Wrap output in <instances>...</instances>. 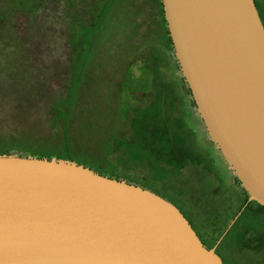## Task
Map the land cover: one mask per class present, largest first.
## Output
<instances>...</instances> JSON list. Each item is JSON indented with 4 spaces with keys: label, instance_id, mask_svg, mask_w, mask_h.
<instances>
[{
    "label": "water",
    "instance_id": "1",
    "mask_svg": "<svg viewBox=\"0 0 264 264\" xmlns=\"http://www.w3.org/2000/svg\"><path fill=\"white\" fill-rule=\"evenodd\" d=\"M209 138L264 206V24L255 0H162ZM220 243V241H219ZM156 193L74 162L0 156V264H224Z\"/></svg>",
    "mask_w": 264,
    "mask_h": 264
},
{
    "label": "rangeland",
    "instance_id": "2",
    "mask_svg": "<svg viewBox=\"0 0 264 264\" xmlns=\"http://www.w3.org/2000/svg\"><path fill=\"white\" fill-rule=\"evenodd\" d=\"M35 3L36 5L39 3L44 10L46 8L51 9L45 17L46 22H51L50 26L46 25L47 30L55 38V49L64 50V56L46 55L62 69L59 72L51 69L49 75L43 77L42 83L45 86L42 87L41 91H38L39 97H53L65 92L64 80L66 76L64 75L69 72L65 62L71 63V58L74 56L75 72L80 78V88V84L87 83L84 87L82 86L85 95L83 98L80 97L81 105L88 104L89 112L92 108L90 113L92 120L99 117L98 120L110 124L108 125L110 128L111 124L113 125L112 128L116 127L115 133L117 135L130 138L128 115L132 114V110L140 104L149 105L151 102V100H145L142 95L151 92L154 79L153 73L148 69L149 65L152 67L153 64L142 55V50L145 48L142 45V40L153 27L151 18H153L154 10L156 11L153 8L154 5L149 4L148 0H116L117 5L105 14L103 25L98 30L93 29L86 34L85 52L76 53V48L70 44L72 36L78 41L80 39V36L74 34L76 22H81V24L86 22L87 25H92L95 21L94 16H98L96 10L93 15L91 14L83 0H43V2L42 0H0V53H3L2 56L0 55V72L5 69L2 64L9 60V52L19 53L24 48H28L26 50L28 53L30 47L35 48L37 53L39 50L41 51L39 41L35 45H29L31 40L28 38V33L21 28L20 20L25 16L11 15L12 12H21L22 8H30ZM101 6L99 7L101 8ZM152 40L150 45L157 51L161 74L168 84L176 88L180 98V107L176 111V115L182 116L184 121L183 136H188V154H190L188 156V174L179 176L176 171L167 173L159 170L156 172L154 168H147L148 163L146 161L142 165L127 166L124 159L127 155L115 156L110 151L105 152L104 161L96 163L93 169L100 170L107 177L110 176L150 191L154 190L163 195L170 194L175 188L182 189L192 202H197L194 194L197 187L196 175L194 174L196 168L194 167L197 165L198 168L202 167L204 170L213 168L218 184L225 193V212L221 211L217 215L202 210L199 214V220H196L191 213H188V217L199 237L210 247L218 240L220 243L223 240L228 242L234 232L238 233L242 229H246L243 225H255L254 221L249 218V214H252V210H255L257 205L252 203L247 208L246 204L243 210L239 212L244 203V197L242 188L235 181L237 176L230 169L217 146L209 138L197 108L193 105V98L185 89L183 75L177 66L178 61L175 54L169 51L163 43H155V41L163 42V39L160 40L154 35ZM46 52L47 45L43 47L42 53ZM49 60L45 59V64H48ZM7 89L11 93V89L8 87ZM5 95L8 96L9 94L5 92ZM16 97L5 99L0 93V133L6 137L12 136L9 135L11 132L20 134V136L29 135L28 138L58 140L60 128L51 125V116L48 114V109L42 104L44 101L35 100V98V101L30 102V109L25 115L21 104L27 101L19 100L20 95H16ZM89 130L93 134H91V142L96 145L95 141L98 138L95 137L92 127ZM13 136L15 137V135ZM100 137L103 136L99 133ZM14 154L24 155L28 153L24 150H15ZM128 161L134 165L131 158L128 157ZM73 162L79 163L76 160ZM88 164L87 162L83 166H88ZM261 222L264 223V217ZM219 241L214 247L218 248ZM236 250L235 255L240 259L237 264H264L263 253L258 254L256 250L243 248L242 244Z\"/></svg>",
    "mask_w": 264,
    "mask_h": 264
},
{
    "label": "trees",
    "instance_id": "3",
    "mask_svg": "<svg viewBox=\"0 0 264 264\" xmlns=\"http://www.w3.org/2000/svg\"><path fill=\"white\" fill-rule=\"evenodd\" d=\"M83 3L92 15L96 10L98 16H94L95 21L92 25H87L86 22L84 24L76 22L74 34L78 37L80 36V39L78 41L72 36L70 42L76 48V53L79 51L82 53L85 52L87 45L84 44V40L88 31L93 29L98 30L103 25L105 14L117 5L116 0H83ZM148 3L153 4L154 6H152L156 11L154 10L153 18H151L153 27L145 34V39L142 40V45L145 47L142 50V55L144 58H148L153 64L152 67L149 65L148 69L153 73L154 79L152 81L151 92L142 95L145 100H151V102L149 105L140 104L141 106L139 105L134 108L132 110L133 112L131 111L132 114L130 113L128 115L130 119V138H123L121 135H117L115 133L116 127L112 128L113 125L111 124L110 128L108 126L110 124L102 123L98 120L99 117L96 120H92L90 114L92 108L89 112L87 109L88 104L81 105V98L85 95L83 87L87 83L84 85L80 84V88V78L75 72L74 56L71 58V63L65 62L69 70V72H66L68 74L64 75L66 76L64 80L65 92L62 95L53 97H39L40 93L38 91H41L42 87L45 86L42 83L44 81L43 77L48 76L51 69L58 72L62 69L54 60L46 57V55L53 54L55 57L64 56V50L55 49V38L47 30L46 25H49L51 22H46L45 17H47L46 13L50 12L51 9L46 8L44 10L40 7L39 3L37 5L35 3L30 8H22L21 12H12L11 15L20 14L25 16L23 19H19H21L20 23H22L21 28L27 31L28 38L31 40H29L31 42L29 45H35L39 41V49H42L37 53L35 48L33 49L29 46L28 53H26L28 48H24L19 53L9 52V60L5 64H2L5 69L0 72L2 73L0 74V93L5 99L7 97L11 99L12 97L17 98L16 95H20L19 100L23 102L27 101V104H21L25 115H27L30 109V102L38 99L44 101L42 104L48 109V114L51 116V125L60 128V136L58 140L53 139V141H48L42 138H28L29 135L20 136V134L11 132L9 135L12 136L6 137L2 135L3 133H0V156L15 155V150H24L28 154L19 156L47 158L49 160L56 159L69 162L76 160L82 166L88 162L89 164L85 166L86 168L107 176L100 170L93 168L96 163L104 161L105 152L110 151L115 156H120L121 154L127 155L124 158L125 165L127 166L134 167L140 164L142 165L146 161L148 163L147 168H154L156 172H159V170L167 173L176 171L179 176L182 175V168H188V156L190 155L188 154V136H183L184 121L182 120V116L176 115V111L180 107L179 95L176 88L168 84L161 74V67L158 56L156 55L157 51L150 45L153 42L152 38L154 35L160 40L163 39V42L155 41L156 44L163 43L169 51L174 54L175 52L165 18L162 0H148ZM130 6L132 5L130 4ZM23 42L25 43L24 39ZM45 45H47V52L42 53ZM45 59H50L48 64H45ZM177 66L180 69L179 64ZM182 79L186 91L192 97L191 90L184 77ZM7 87L11 89V93ZM5 92L9 95L6 96ZM86 96L88 97L87 94ZM192 102L194 107H196L194 100ZM86 127L87 129H85ZM91 127L95 137L98 138L96 139L97 142L95 141L96 145H93L91 142L92 131L89 130ZM99 133L103 137L99 138ZM128 157L131 158L134 165L130 164L131 162L128 161ZM235 179L236 183L242 188L244 197V203L239 210L240 212L248 203L250 196L242 187L239 179L237 177ZM252 203L256 204L257 208L252 210L249 218L254 221L255 225H243L246 229H242L238 233L234 232L228 242H224L225 240H223L218 246L217 252H220L224 256V264H237L240 261L238 256L235 255L236 249L237 247L239 248L240 244L243 245V248H250L256 250L258 254H264V223L261 222L264 217V206L252 201L247 208ZM218 241L210 248H213Z\"/></svg>",
    "mask_w": 264,
    "mask_h": 264
},
{
    "label": "flooded vegetation",
    "instance_id": "4",
    "mask_svg": "<svg viewBox=\"0 0 264 264\" xmlns=\"http://www.w3.org/2000/svg\"><path fill=\"white\" fill-rule=\"evenodd\" d=\"M255 3H256L258 12L260 14V17L262 19V22L264 24V19H263L264 0H255ZM194 168H196L195 173H194V170H192V173L196 175L195 180H196L197 187L195 188L194 194H195V198L197 199V202H192V200L188 198V196L182 189L181 190L179 189L180 190L179 191L175 187H174L175 189H173V191L168 195H163L161 193H158L157 191L152 190L154 193L166 199L171 204H173L176 208H178L181 211V213H183L184 216L188 219L193 229H194V226L192 222L190 221V218L188 217V213L193 214L196 220L197 219L199 220V214L201 213L200 211L202 210L218 215L221 213V211L225 212V207H226V204H225L226 201H225V196H224L225 193L222 191V189L220 188V185L218 184L219 182H218V179H216V175L214 174L215 171L213 170V168H208L204 170V168L202 167L198 168L197 165ZM182 171L183 172L181 176H183V174H185V176L186 174H188V168H182ZM186 183H188V181H186ZM249 203H247V206L249 205ZM202 242L208 249H212L210 248L208 243H205L203 240ZM217 253L222 257L224 261L225 260L224 256L220 252H217Z\"/></svg>",
    "mask_w": 264,
    "mask_h": 264
}]
</instances>
